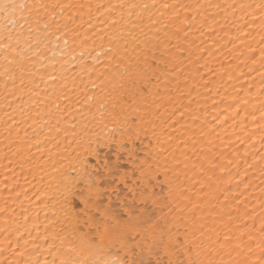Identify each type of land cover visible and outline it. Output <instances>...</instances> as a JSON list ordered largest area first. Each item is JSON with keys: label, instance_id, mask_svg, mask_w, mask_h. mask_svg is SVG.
<instances>
[{"label": "snow or ice", "instance_id": "1", "mask_svg": "<svg viewBox=\"0 0 264 264\" xmlns=\"http://www.w3.org/2000/svg\"><path fill=\"white\" fill-rule=\"evenodd\" d=\"M0 264H264V0H0Z\"/></svg>", "mask_w": 264, "mask_h": 264}, {"label": "bare ground", "instance_id": "2", "mask_svg": "<svg viewBox=\"0 0 264 264\" xmlns=\"http://www.w3.org/2000/svg\"><path fill=\"white\" fill-rule=\"evenodd\" d=\"M0 179H3V175L2 174H0ZM0 187H2V185H0Z\"/></svg>", "mask_w": 264, "mask_h": 264}]
</instances>
